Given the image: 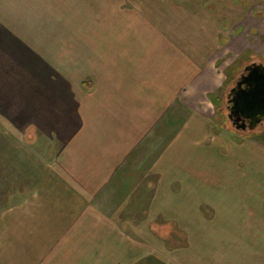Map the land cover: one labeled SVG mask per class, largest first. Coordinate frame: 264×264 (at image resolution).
<instances>
[{
  "label": "crops",
  "instance_id": "1",
  "mask_svg": "<svg viewBox=\"0 0 264 264\" xmlns=\"http://www.w3.org/2000/svg\"><path fill=\"white\" fill-rule=\"evenodd\" d=\"M32 1L0 0V133L24 134L18 146L37 149L26 158L45 173L25 204L0 211V264H180L164 236L172 221L186 227L171 216L186 208L172 209L170 198L186 195L188 149L204 131L201 102L218 88L206 92L215 81L208 46L155 31L146 19L150 0L144 12L122 10L127 1L114 0L110 14L98 16L109 32L83 46L70 39L63 19L78 0L51 3L50 29L43 12H27ZM135 1L127 3L136 8ZM14 11L23 17L15 21ZM26 53L39 61L30 58L28 70ZM5 54L18 59L33 90L4 87L11 71ZM32 100L59 107L66 121L52 119L58 124L48 127ZM188 115L199 119L189 124Z\"/></svg>",
  "mask_w": 264,
  "mask_h": 264
},
{
  "label": "rangeland",
  "instance_id": "2",
  "mask_svg": "<svg viewBox=\"0 0 264 264\" xmlns=\"http://www.w3.org/2000/svg\"><path fill=\"white\" fill-rule=\"evenodd\" d=\"M53 1H32L26 10L30 14L43 12V24L50 29L48 24L55 26L56 22L53 20ZM136 1V8L124 2L121 9L130 11L132 7V11L140 9L144 12L142 6L147 0ZM162 2H148L146 19L149 26L155 27V31H171L172 36L179 32L182 36L180 39L186 40L187 46H192L191 43L208 46L205 50L210 56L208 64L215 81L213 87H206V92L215 91L213 88L218 86L212 95L204 93L201 102L204 131L202 138L199 136L197 142L193 143L200 144L201 149L196 148V145L188 149L186 195L170 198L172 209L180 205L186 208L180 214H171L172 220L180 216L181 224L186 227L180 228L174 221L169 223L171 229H167L169 233L166 231L164 237L170 238L165 240L164 247L169 248L173 261L180 264H264V120L251 130H233L225 111L226 94L244 68L257 62L264 65V59L259 54L264 53V0H166L164 5ZM114 4V0H78L69 5L63 19L66 21L65 30L70 31V39L83 46L85 42L98 41L100 36L109 32L104 28L106 21L100 28L98 16L102 10L109 15ZM16 12H13L15 15L12 18L15 21L23 17ZM49 15H53L51 21H47ZM34 28V23H31L25 29L30 31ZM123 29L134 30L128 26ZM26 56V70L31 64L30 58L34 64L39 62L36 55L26 53ZM5 58L9 61L11 71L8 85L4 87L9 93L31 90L27 87V77L30 76L25 78L21 75L23 70L20 67L23 66L18 67V59L9 58L6 54ZM16 70L19 71L17 75L12 73ZM84 83L87 88L89 84ZM38 89L42 93L48 91L45 87ZM38 101H33L31 105L39 107L38 113L48 127L58 124L50 123L52 119L56 122L66 121L59 107L56 110L48 101ZM21 102H25L24 99ZM61 114L64 118L60 117ZM194 119L198 121L199 117L188 115L187 121L191 124ZM2 121L0 117V125ZM9 135L0 133V211L5 207L14 209L20 202L24 203L45 173L40 165H32L27 161L29 153L38 150L18 146L20 140H24L21 138L24 134ZM39 135L45 138V145L50 144L46 134ZM188 136H191L190 133ZM191 153L195 156H191ZM46 165L44 168H47ZM173 192L178 193V189ZM164 201L166 204V198ZM158 223L161 224V221ZM155 248L154 252H162L160 246L156 245Z\"/></svg>",
  "mask_w": 264,
  "mask_h": 264
},
{
  "label": "water",
  "instance_id": "3",
  "mask_svg": "<svg viewBox=\"0 0 264 264\" xmlns=\"http://www.w3.org/2000/svg\"><path fill=\"white\" fill-rule=\"evenodd\" d=\"M228 97L231 105L227 118L232 126L236 130L255 128L264 120V65H247Z\"/></svg>",
  "mask_w": 264,
  "mask_h": 264
},
{
  "label": "flooded vegetation",
  "instance_id": "4",
  "mask_svg": "<svg viewBox=\"0 0 264 264\" xmlns=\"http://www.w3.org/2000/svg\"><path fill=\"white\" fill-rule=\"evenodd\" d=\"M257 63H260V62H257ZM248 65H249V64H248ZM242 73H243V72H242ZM242 73H241V74H242ZM241 74H240V75H241ZM240 75H239V76H240ZM238 78H239V77H238ZM238 78H237V80H238ZM237 80H236V81L233 83V85L229 88V90H228V92H227V94H226V106H225V108H226V109H225V111H226V116H227L228 113H229V108H230V105H231V104L228 102V100L230 99V97H228V94H230V90L235 86ZM262 121H263V120H262ZM262 121H261L258 125H260V124L262 123ZM240 122H241V121H240ZM244 122H245L246 124L248 123L247 120H245ZM229 123H230L231 128H233V130H236V129L232 126L230 120H229ZM258 125H256V126H258ZM256 126H255V127H256ZM246 129H248V128L246 127L244 130H246ZM244 130H243V131H244ZM238 131H239V130H238Z\"/></svg>",
  "mask_w": 264,
  "mask_h": 264
},
{
  "label": "trees",
  "instance_id": "5",
  "mask_svg": "<svg viewBox=\"0 0 264 264\" xmlns=\"http://www.w3.org/2000/svg\"><path fill=\"white\" fill-rule=\"evenodd\" d=\"M91 85L89 84L88 87H90Z\"/></svg>",
  "mask_w": 264,
  "mask_h": 264
}]
</instances>
